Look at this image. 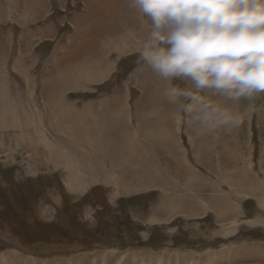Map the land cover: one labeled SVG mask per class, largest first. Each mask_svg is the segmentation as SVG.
<instances>
[{"label": "rangeland", "instance_id": "obj_1", "mask_svg": "<svg viewBox=\"0 0 264 264\" xmlns=\"http://www.w3.org/2000/svg\"><path fill=\"white\" fill-rule=\"evenodd\" d=\"M26 1L0 0V135H10L6 146L0 145V264H264V200H259L257 196L246 198L249 196L245 192L248 185H240L235 176L239 170L251 174L261 187H255L254 191L264 199V193L260 192H264V94L252 101L226 102L234 110H249L239 128H220L230 130L227 131L232 136H221L219 139L233 141L234 146L228 147L226 154L224 151L221 154L219 148V154L212 156L213 164L217 162L222 167L215 179L219 183L227 181L225 185L218 184L219 197H228L235 210L242 208V215L222 217L220 211H224L228 202L218 200L210 202L218 217L208 212L203 218L172 217V214L178 213L172 208L177 203L165 202L162 204L167 217L160 215L157 218L156 211L146 213L153 202L157 210L160 208L157 200L161 199V193L156 187L150 194L145 193L147 187H136L130 193L136 194V191L139 194L133 197L134 200L130 198V202H122L121 207L116 205L120 199L114 198L111 193L107 198V191L100 190L95 204L87 203L91 206L86 204L82 207L83 203L75 204V209H67L65 213L61 210V190L71 193L73 176L82 177L83 150L80 145L83 138L67 137L56 114L49 119L53 93L45 96L41 88L53 75V40H45L33 50L28 44H19L18 37L35 27H53V21H69L73 14L82 10L83 0H42L46 7L41 5L44 8L43 17L37 23H31L26 18H31L38 6L30 2L24 7ZM29 11L32 12L28 16ZM17 14L26 20L17 22L14 17ZM66 30L65 25L59 35H65ZM138 56L134 54L122 58L111 82L101 89L76 95L68 93L65 99L71 104L74 102L78 109L85 100L107 97L125 80L130 87L129 97L136 100L140 96L145 111V90L136 81L130 83L128 78L131 70L138 68L137 73L144 70ZM17 60L22 61L20 67H24L28 74L14 68ZM183 85L182 88L196 91L191 82L187 85L185 81ZM197 95L213 101L221 99L211 90L198 91ZM45 98L48 103L44 102ZM184 103L191 106L192 111H182V116L196 115L199 102L188 100ZM131 108L136 119L132 125L135 136L131 142H136L132 143V152L141 148L145 141L152 144L154 140H163L148 137L151 136V128H147L151 123L149 112L140 115L135 106L131 105ZM54 109H59L57 103ZM70 118L74 116L70 115ZM23 120L27 121L25 131L18 126ZM239 132H242L240 137ZM72 133L76 132L70 131L69 135ZM21 134L25 137L23 140L20 139ZM16 138L19 141L13 143ZM182 138L186 145L185 141L189 139ZM239 145L241 153L236 154ZM185 148L187 158L195 163L194 152L189 151L187 146ZM233 148L235 154L230 153ZM156 149L154 145L153 150ZM20 153H26L29 163H32L27 174ZM144 153L139 152L138 156L136 152V158L132 159L142 161ZM87 188L81 186L70 195V201L81 198ZM107 189L112 190L110 187ZM72 212L75 213L73 218ZM57 219L58 226L53 224L45 230L55 232L63 227L77 229L75 224L85 228H92L97 222L102 224L96 237L89 240L90 244L80 236L83 241L78 242L79 245H68L70 243L66 241L58 245L50 241L46 244L34 243L37 239L31 236L41 229L39 236L42 238L43 228L32 229L40 225L33 221H46L50 225ZM79 229L82 230V227ZM149 243H152V249L147 247Z\"/></svg>", "mask_w": 264, "mask_h": 264}, {"label": "crops", "instance_id": "obj_2", "mask_svg": "<svg viewBox=\"0 0 264 264\" xmlns=\"http://www.w3.org/2000/svg\"><path fill=\"white\" fill-rule=\"evenodd\" d=\"M30 2L38 7L32 17L26 19L31 23H37L43 17L42 11L46 3L42 0H27L24 7ZM31 12L29 11L28 16ZM14 17L17 22L26 20L19 18L18 14ZM150 23L147 17L131 6V0H83L82 10L73 14L69 21H53V27L52 25L35 27L18 37L19 44L20 42L28 44L33 50L39 47L41 42L53 40V75L49 81L42 84L44 87H40L45 96L53 93L49 119H53V115L56 114L67 137L83 138L80 145L83 150L82 177L73 176L71 193L66 194L70 197L81 186L88 187L84 194L94 187H100L107 191V198L111 193L119 200L138 195L136 191V194L130 193L136 187H147L146 194H150L156 187L161 193V199L157 200L160 208L157 210L153 202L154 205L151 204L146 213L150 210L156 211L157 218L160 215L167 217L163 206L165 202L177 203L172 208L178 213L172 214V217L203 218L208 213L218 217L210 203L218 200L228 202L224 211H220L222 217L240 216L242 208L235 210L228 197L223 195L219 197L218 184L225 185L227 181L219 183L215 179L218 177L217 171L222 167H219L217 162L213 164L212 160L213 155L219 154V148L221 154L223 151L226 154L228 153L226 149L234 146L233 141L219 139L221 136H232L228 133L230 130L220 128L208 130L194 120V113L187 114V118L186 114L182 116V110L178 105L170 103L164 96L167 83L149 66L142 63L140 66H143L144 70L137 73L138 68H135L130 71L128 77L130 83L136 81L145 90L147 96L145 111L140 96L136 100L129 97L130 87L125 80L107 97L85 100L86 102L81 103L78 109L75 108L74 102L71 104L65 99L68 93L76 95L91 89L97 91L109 84L122 58L139 55L150 31ZM65 25L67 26L65 35H59V31ZM21 65L22 61L17 60L14 68L28 74L24 67H20ZM184 82L176 80L173 83L183 87ZM186 84L190 85V82L186 81ZM44 102L48 103L47 98ZM55 103L59 106L57 110L54 109ZM131 105L139 110L137 114L144 115L146 111L149 112L148 120L151 123H148L147 128H151V136H147L163 139L154 140L152 144L145 141L141 148L138 147L136 151L138 156L139 152L141 154L146 152L142 161L132 159L136 158L134 157L136 152H132V143L136 142H131L135 136L132 125L136 119L133 117ZM70 115L74 118H70ZM39 117V121L43 120L41 114ZM18 126L19 129H23L21 131H25L27 121H20ZM70 131L76 133L69 135ZM240 133L242 132L238 133L239 137ZM19 136L22 140L25 138L23 134ZM182 137L189 139L185 141L186 145ZM8 138L10 140L8 134L0 135V145L6 146ZM18 141L16 138L13 143ZM154 145L157 147L156 150H153ZM185 146L197 157L195 163L187 158ZM230 153L235 154L234 148ZM237 153H241L240 145L236 149ZM224 161L223 159L222 162ZM235 176L240 185H248L245 192L250 197L246 198L257 196L259 200H264L254 191L255 187H261L251 174L239 170ZM108 187L112 190L108 191ZM83 193L81 195H84Z\"/></svg>", "mask_w": 264, "mask_h": 264}, {"label": "clouds", "instance_id": "obj_3", "mask_svg": "<svg viewBox=\"0 0 264 264\" xmlns=\"http://www.w3.org/2000/svg\"><path fill=\"white\" fill-rule=\"evenodd\" d=\"M131 6L151 22L138 60L167 83L166 99L188 112L184 102L198 101L194 120L208 130L239 128L249 109L226 102L264 94V0H131ZM205 90L221 99L197 95Z\"/></svg>", "mask_w": 264, "mask_h": 264}, {"label": "trees", "instance_id": "obj_4", "mask_svg": "<svg viewBox=\"0 0 264 264\" xmlns=\"http://www.w3.org/2000/svg\"><path fill=\"white\" fill-rule=\"evenodd\" d=\"M139 63H142V62L139 61ZM119 65H120V63H119ZM60 186H62L61 183H60ZM100 190L103 191V189L100 188V187H94V188L90 189L87 193H85L81 198H79L78 200H75V201H70V197L63 190H61L62 194H63V195L61 194V200H62V208H61V210H63V212L65 213L67 209H70L72 211L75 204H79L80 205V204L83 203L81 205V207L86 205L87 203L95 204L96 203L95 199L97 197H99ZM131 198H133V197H131ZM85 199H87L86 202H85ZM133 200H134V198H133ZM130 201H131L130 198L126 199V200L120 199L117 202L116 205H117V207L118 206L121 207L122 202H130ZM87 205H90V204H87ZM74 216H75V213L72 212V218ZM33 223L34 224H40V225L35 226L32 229H35V228L39 229V227L43 228V233L41 235L42 238L39 236L40 235L39 234L40 231H42L41 229L38 231L39 233H37V234L33 233V235L31 236V238L37 239V240L34 241V243L39 242L41 244H46L47 241H50V243L57 244V245L63 243V241L64 242L65 241L69 242L70 244H68V245L78 244V242L80 243V241H83L82 239H87L88 244H90L91 241H89V240H93V238L96 237V235L100 231L99 228H100V226L102 224V223L100 224V222H97L96 225L94 227H92V228H87V227L85 228L84 226H81L79 224H75L77 229L76 228H70V227H63L62 229H58L55 232H51V231L49 232V231H47L45 229L46 228L50 229L53 226V224L55 226H58V224H60V223H58V219L56 221H54V223H52L50 225H48V223H44V222H41V221H33ZM81 227H82V230L79 229ZM84 228H85V230H84ZM154 230H156V229H154ZM78 236H80L82 239H79ZM31 242H32V240L30 241V243ZM88 244L85 243V245H88ZM147 245H148L147 246L148 248H151V249L153 248L152 243H149Z\"/></svg>", "mask_w": 264, "mask_h": 264}, {"label": "built area", "instance_id": "obj_5", "mask_svg": "<svg viewBox=\"0 0 264 264\" xmlns=\"http://www.w3.org/2000/svg\"><path fill=\"white\" fill-rule=\"evenodd\" d=\"M20 154H22L23 155V163H22V165L24 166V172L27 174L28 173V171L30 170V168H29V166H31L32 167V163L30 162L29 163V159H27V154L26 153H20Z\"/></svg>", "mask_w": 264, "mask_h": 264}, {"label": "bare ground", "instance_id": "obj_6", "mask_svg": "<svg viewBox=\"0 0 264 264\" xmlns=\"http://www.w3.org/2000/svg\"><path fill=\"white\" fill-rule=\"evenodd\" d=\"M50 121V120H49ZM51 123V122H50Z\"/></svg>", "mask_w": 264, "mask_h": 264}]
</instances>
